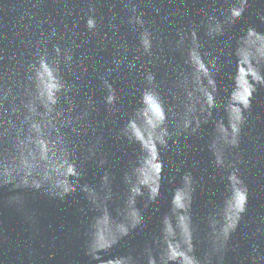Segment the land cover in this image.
Here are the masks:
<instances>
[{
    "label": "water",
    "instance_id": "95a60500",
    "mask_svg": "<svg viewBox=\"0 0 264 264\" xmlns=\"http://www.w3.org/2000/svg\"><path fill=\"white\" fill-rule=\"evenodd\" d=\"M0 264H264V0H0Z\"/></svg>",
    "mask_w": 264,
    "mask_h": 264
},
{
    "label": "clouds",
    "instance_id": "9594fccd",
    "mask_svg": "<svg viewBox=\"0 0 264 264\" xmlns=\"http://www.w3.org/2000/svg\"><path fill=\"white\" fill-rule=\"evenodd\" d=\"M89 23L90 24L92 23L91 19H89ZM245 210H246L245 207L242 205L240 208L241 213H243Z\"/></svg>",
    "mask_w": 264,
    "mask_h": 264
},
{
    "label": "snow or ice",
    "instance_id": "6c2138e0",
    "mask_svg": "<svg viewBox=\"0 0 264 264\" xmlns=\"http://www.w3.org/2000/svg\"><path fill=\"white\" fill-rule=\"evenodd\" d=\"M237 15H239V13H237Z\"/></svg>",
    "mask_w": 264,
    "mask_h": 264
}]
</instances>
